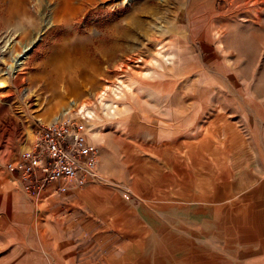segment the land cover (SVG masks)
Masks as SVG:
<instances>
[{"label":"rangeland","instance_id":"1","mask_svg":"<svg viewBox=\"0 0 264 264\" xmlns=\"http://www.w3.org/2000/svg\"><path fill=\"white\" fill-rule=\"evenodd\" d=\"M118 83L106 114L96 96ZM70 101L93 111L98 185L174 192L217 112L264 106V0H0V208L22 201L2 162L37 121L79 115Z\"/></svg>","mask_w":264,"mask_h":264},{"label":"crops","instance_id":"2","mask_svg":"<svg viewBox=\"0 0 264 264\" xmlns=\"http://www.w3.org/2000/svg\"><path fill=\"white\" fill-rule=\"evenodd\" d=\"M240 111L215 114L212 154L186 155L174 192L127 188L139 202H125L100 176L17 192L0 208V264H264V106Z\"/></svg>","mask_w":264,"mask_h":264},{"label":"built area","instance_id":"3","mask_svg":"<svg viewBox=\"0 0 264 264\" xmlns=\"http://www.w3.org/2000/svg\"><path fill=\"white\" fill-rule=\"evenodd\" d=\"M88 117L79 113L35 123L31 141L2 162L20 191L31 197L41 190L60 195L99 178L98 145Z\"/></svg>","mask_w":264,"mask_h":264},{"label":"bare ground","instance_id":"4","mask_svg":"<svg viewBox=\"0 0 264 264\" xmlns=\"http://www.w3.org/2000/svg\"><path fill=\"white\" fill-rule=\"evenodd\" d=\"M129 0H123V2H128ZM24 48H26V49H24ZM23 49H24V51H23V55H22V58L25 56V54H26V50H27V45H25V46H23ZM22 51V50H21ZM160 53V52H159ZM19 53H17V55H18ZM16 56V55H15ZM20 60H21V58L18 60V63L20 62ZM10 67L12 66V64H10L9 65ZM16 66V65H15ZM15 66H14V68H15ZM18 66V65H17ZM124 86H125V88L126 89H130L131 88V82L130 83H126V84H123ZM120 88H121V85L118 83V84H115V85H113V86H111L110 87V91H111V93H112V95H113V98L112 99H109L108 101H107V99H105L104 98V96H105V89L104 90H102V91H100L99 93H98V95L96 96V98L98 99V101L100 102V105H101V107H102V110L106 113V114H109L110 113V111H114V107H116V105H117V103H116V100H118L119 98H121V91H120ZM73 104H74V102L73 101H70V105H71V107L69 108V109H71V108H74V110H76V112H81V114H86V115H91V113H93V111H92V109L91 108H87L86 106L87 105H76V106H73ZM82 104H84V103H82ZM68 110H66L65 112H67ZM86 111V112H85ZM65 112H63V113H65ZM88 113V114H87ZM63 115V114H62ZM61 115V116H62ZM89 115V116H90ZM58 117H60V116H56V117H54V118H58ZM53 118V119H54Z\"/></svg>","mask_w":264,"mask_h":264},{"label":"water","instance_id":"5","mask_svg":"<svg viewBox=\"0 0 264 264\" xmlns=\"http://www.w3.org/2000/svg\"><path fill=\"white\" fill-rule=\"evenodd\" d=\"M27 47H28V46H27ZM24 49H26V48H24ZM24 49L22 48V51L19 52V54L16 55V56L13 58V65L10 67L11 70L14 69V66L18 63V60L22 57Z\"/></svg>","mask_w":264,"mask_h":264}]
</instances>
